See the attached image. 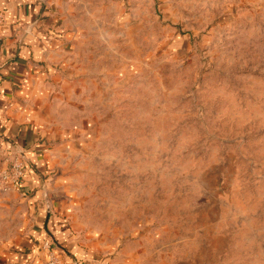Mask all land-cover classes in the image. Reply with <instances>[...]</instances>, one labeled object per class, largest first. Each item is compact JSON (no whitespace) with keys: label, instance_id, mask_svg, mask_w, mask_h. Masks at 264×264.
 <instances>
[{"label":"rangeland","instance_id":"374dc122","mask_svg":"<svg viewBox=\"0 0 264 264\" xmlns=\"http://www.w3.org/2000/svg\"><path fill=\"white\" fill-rule=\"evenodd\" d=\"M52 5L28 134L0 130V264H264V0Z\"/></svg>","mask_w":264,"mask_h":264},{"label":"crops","instance_id":"0c3cea01","mask_svg":"<svg viewBox=\"0 0 264 264\" xmlns=\"http://www.w3.org/2000/svg\"><path fill=\"white\" fill-rule=\"evenodd\" d=\"M44 1L0 0V12H4L5 15V20L0 26V130L21 141L23 136L28 134V130L20 129L19 122L17 123L14 118L23 114L16 111L21 104L20 94L17 90L21 87L26 72L31 70L30 58L42 52L46 54L48 50H52V47L57 45L60 41L58 39L63 36L60 31L62 26L57 24L59 18L52 11L54 8L52 4L57 0ZM47 15L53 17L46 19ZM40 184L39 179L31 178L26 180L23 188L28 192ZM45 199L47 198L45 197ZM46 204L49 206V202ZM53 211L51 209L48 211L52 216L46 226L53 230L54 225L56 226L58 223L59 234L65 237L64 229L67 222L61 220ZM34 245L32 244L30 247L35 250L33 254L36 253ZM26 257L31 259L34 255L31 254V251L28 253L18 252L14 259L20 263L21 260L29 259Z\"/></svg>","mask_w":264,"mask_h":264},{"label":"built area","instance_id":"2783aa9c","mask_svg":"<svg viewBox=\"0 0 264 264\" xmlns=\"http://www.w3.org/2000/svg\"><path fill=\"white\" fill-rule=\"evenodd\" d=\"M4 20H5L4 12H0V26L3 24ZM12 169H13L14 175L17 177L16 181L19 180V177L20 178L23 177V175H24V166L22 165V163L19 160H17L13 164ZM51 245L52 244H51V242L49 240H45L43 242V244H42V247L44 249L48 250L46 264H61L58 255H56L55 253H53L51 251Z\"/></svg>","mask_w":264,"mask_h":264},{"label":"water","instance_id":"95a60500","mask_svg":"<svg viewBox=\"0 0 264 264\" xmlns=\"http://www.w3.org/2000/svg\"><path fill=\"white\" fill-rule=\"evenodd\" d=\"M42 1H44V0H42Z\"/></svg>","mask_w":264,"mask_h":264}]
</instances>
